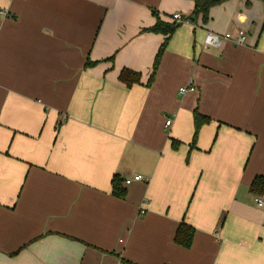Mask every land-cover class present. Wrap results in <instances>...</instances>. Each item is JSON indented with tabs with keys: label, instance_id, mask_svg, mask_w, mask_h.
<instances>
[{
	"label": "crops",
	"instance_id": "obj_1",
	"mask_svg": "<svg viewBox=\"0 0 264 264\" xmlns=\"http://www.w3.org/2000/svg\"><path fill=\"white\" fill-rule=\"evenodd\" d=\"M194 7L0 0V264H264V193L251 190L264 176V4L227 0L182 23L148 86L165 38L144 30L153 11L172 22ZM241 28L248 44L203 47L208 31ZM124 67L141 83H123ZM195 110L211 121L193 146Z\"/></svg>",
	"mask_w": 264,
	"mask_h": 264
},
{
	"label": "trees",
	"instance_id": "obj_2",
	"mask_svg": "<svg viewBox=\"0 0 264 264\" xmlns=\"http://www.w3.org/2000/svg\"><path fill=\"white\" fill-rule=\"evenodd\" d=\"M227 0H195V7L194 11L189 17L194 21H198V19H201L203 23H207L210 20V11L214 6L220 5L223 2ZM263 4H264V0ZM154 14L157 16L156 23L148 28H145L144 30L162 33L164 34L165 38L163 43L160 45V48L156 54L152 73L150 75L149 80L147 81V85L150 86L154 79L155 75L157 73V70L160 66L163 54L168 46L169 40L172 37V35L175 33V31L178 29V27L182 24L178 21H166L161 19L159 17L158 12L156 10L153 11ZM95 64V62L88 61L87 65ZM119 79L125 83L127 86L131 87L135 84L141 83L142 81V73L140 71L134 70L130 67H124L119 75ZM211 121V118L207 115H204L198 110H195L194 112V123H195V132L193 136L192 145H196V141L198 139V135L200 132V129L202 126L208 122ZM178 144H180V141L174 140L173 145L174 147H177ZM112 185H113V193L118 197H125L126 195V188L123 186V180L120 177L119 174H114L112 178ZM251 190L255 194H262L264 193V176L259 175L257 176L251 185ZM195 234V228L186 223H182L179 228L177 229L175 240L179 244H182L183 246H190L192 244L193 238ZM121 264H138L132 260L122 258Z\"/></svg>",
	"mask_w": 264,
	"mask_h": 264
},
{
	"label": "built area",
	"instance_id": "obj_3",
	"mask_svg": "<svg viewBox=\"0 0 264 264\" xmlns=\"http://www.w3.org/2000/svg\"><path fill=\"white\" fill-rule=\"evenodd\" d=\"M0 14L7 15L8 12L5 9L0 10ZM174 21H178L181 23L188 22V23H195L189 16H184L181 13H174L173 14ZM224 39H229L234 41L237 44H248L249 39V32L246 29H238L236 31H227L224 34H219L217 32L208 31L203 41V47L209 48L211 46L219 47L223 44ZM196 87L194 84H189L186 86L180 87V92L185 93L188 90H194ZM171 123V119L167 120V124ZM133 180H146V177L140 173L135 174L133 177H129L125 179L127 184L131 183ZM256 200L259 205H264V197L257 196Z\"/></svg>",
	"mask_w": 264,
	"mask_h": 264
}]
</instances>
